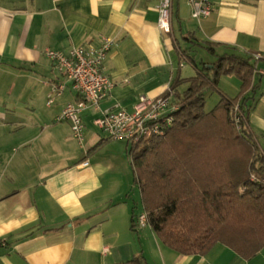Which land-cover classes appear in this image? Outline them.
<instances>
[{
	"label": "crops",
	"instance_id": "crops-1",
	"mask_svg": "<svg viewBox=\"0 0 264 264\" xmlns=\"http://www.w3.org/2000/svg\"><path fill=\"white\" fill-rule=\"evenodd\" d=\"M212 3L211 14L196 20L187 0H173L171 31L164 33L158 0H0V264H113L138 254L147 264H264V247L249 259L223 243L184 255L139 225L140 193L126 144L93 122L102 110L131 111L138 95H161L175 77L193 76L182 51L203 64L217 54H258L257 87L246 103L264 152V0ZM107 37L114 45L104 68L114 85L98 108L81 112L80 143L69 120H54L79 96L44 51L98 46ZM198 48L209 56L198 57ZM54 83L64 89L47 105ZM239 85L234 74L218 80L229 96Z\"/></svg>",
	"mask_w": 264,
	"mask_h": 264
},
{
	"label": "trees",
	"instance_id": "trees-1",
	"mask_svg": "<svg viewBox=\"0 0 264 264\" xmlns=\"http://www.w3.org/2000/svg\"><path fill=\"white\" fill-rule=\"evenodd\" d=\"M182 55L196 73L170 84L175 90L188 83L174 92L172 124L162 135L126 144L142 212L160 241L177 253L202 255L223 243L249 259L264 247V152L248 123L246 103V94L257 87L255 61L252 55L223 53L203 64L186 51ZM228 74L240 80L234 96L218 88L220 76ZM210 90L220 97L206 111ZM113 264L147 262L138 254Z\"/></svg>",
	"mask_w": 264,
	"mask_h": 264
},
{
	"label": "built area",
	"instance_id": "built-area-1",
	"mask_svg": "<svg viewBox=\"0 0 264 264\" xmlns=\"http://www.w3.org/2000/svg\"><path fill=\"white\" fill-rule=\"evenodd\" d=\"M187 4L191 17L196 20L209 16L213 9L212 0H187ZM172 7L173 0H158L157 27L161 32L171 31ZM113 45V39L107 37L98 46L78 45L67 51H44L45 56L79 96L77 100L66 103L54 120H69L72 136L80 143L84 138L81 112L87 108H98L100 101L110 93L114 85L104 68V60ZM253 58L257 60L259 55L254 54ZM261 72L264 74V70ZM63 89L64 83L52 84L46 104L50 105ZM177 105L173 99V90L168 88L166 93L157 96L138 95L131 111L102 110L93 122L109 138L123 141L127 145L136 144L162 135L172 124V113L177 110ZM234 107L237 109L238 104ZM81 165H87V160L82 161ZM136 222L139 225L146 224L143 212L137 215Z\"/></svg>",
	"mask_w": 264,
	"mask_h": 264
},
{
	"label": "rangeland",
	"instance_id": "rangeland-1",
	"mask_svg": "<svg viewBox=\"0 0 264 264\" xmlns=\"http://www.w3.org/2000/svg\"><path fill=\"white\" fill-rule=\"evenodd\" d=\"M182 1H184V0H182ZM174 2H176V0H174ZM196 52H197V56L200 57V58H206V57L209 56V54L207 53V50H205L203 48H200V49L198 48L196 50ZM221 92L222 93H225V92H223V90H221ZM229 95H231V94H229ZM219 97H220V95H219V92L217 90H210V91H208L206 93V95H205L204 109L206 111L211 110L215 106V104L218 102Z\"/></svg>",
	"mask_w": 264,
	"mask_h": 264
}]
</instances>
